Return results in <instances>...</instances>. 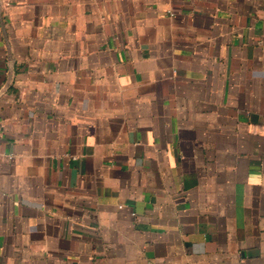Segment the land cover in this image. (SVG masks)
Masks as SVG:
<instances>
[{"label": "crops", "instance_id": "1", "mask_svg": "<svg viewBox=\"0 0 264 264\" xmlns=\"http://www.w3.org/2000/svg\"><path fill=\"white\" fill-rule=\"evenodd\" d=\"M264 264V0H0V264Z\"/></svg>", "mask_w": 264, "mask_h": 264}, {"label": "built area", "instance_id": "2", "mask_svg": "<svg viewBox=\"0 0 264 264\" xmlns=\"http://www.w3.org/2000/svg\"><path fill=\"white\" fill-rule=\"evenodd\" d=\"M148 264H154V263H152V262H149Z\"/></svg>", "mask_w": 264, "mask_h": 264}]
</instances>
